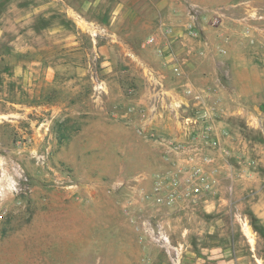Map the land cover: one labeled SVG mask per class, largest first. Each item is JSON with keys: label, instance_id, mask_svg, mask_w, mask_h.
<instances>
[{"label": "rangeland", "instance_id": "rangeland-1", "mask_svg": "<svg viewBox=\"0 0 264 264\" xmlns=\"http://www.w3.org/2000/svg\"><path fill=\"white\" fill-rule=\"evenodd\" d=\"M151 28L182 29L174 52L189 78L219 54L222 106L183 86L187 101L169 111L182 71L163 64L168 40L153 47ZM158 69L161 84L143 75ZM168 116L190 142L174 139ZM217 118L235 147L219 157L230 174L219 183L231 200L240 191L246 220L235 245L245 264H264V0H0V264H172L153 252L164 196L149 188L211 148L203 136ZM172 141L185 146L174 164Z\"/></svg>", "mask_w": 264, "mask_h": 264}, {"label": "crops", "instance_id": "crops-1", "mask_svg": "<svg viewBox=\"0 0 264 264\" xmlns=\"http://www.w3.org/2000/svg\"><path fill=\"white\" fill-rule=\"evenodd\" d=\"M181 30V28H151V31L148 33L150 35L153 32L152 37L155 43L153 47H157L162 43V40H160V36L167 38L168 41L165 44V49H169L170 51H172V53L169 51V55L163 57V64L167 65L169 69L175 66H179L180 70L182 71L181 77L177 78L178 81L172 84H168L167 86L171 85V88L165 91L167 95L166 99L169 100V111L176 110L177 104H179L183 100L187 101V90H184L183 88L185 87L188 89L189 86L193 87L196 92L200 93L199 95L203 98L204 102H206V100L209 101L210 99H215L219 102V105L222 106L224 100L227 98V95H230L226 94V92L223 90L225 86L223 84L222 74H225L226 71L222 70L223 68L221 66L224 65V62L218 59L219 54L215 52L209 58V61L212 62V64L209 65L207 69L209 70L207 72L209 74H207L206 76L200 74L196 79L192 76L194 72H191V78H189V72H187L186 66H184V63L186 62L177 58L174 52L175 44L173 40L177 41V37L180 35ZM143 41L144 40H141L139 42L141 43V46L147 44V41ZM221 47L230 50L232 48V45L221 43L217 46H214L213 49L220 50ZM160 71L163 70L158 69L155 71V73L149 72L147 74L145 72L143 75L151 81L161 84L163 82V72ZM194 80L196 81L193 84ZM208 81H213L214 84L210 86V82ZM165 83L167 84V82ZM175 83L176 85L173 86V84ZM212 87H216L218 89L216 90ZM178 88H181V90L178 91ZM157 96H160L159 92H157ZM167 119H169V121L166 120L169 124L166 123V126L168 128H171V131H173L174 139L183 143L190 142L189 138L185 137L186 134L181 132V130L179 129L177 122L174 119H171L170 116H168ZM121 121L118 122L121 123ZM157 121L158 123L164 122V120H159V118L155 116L152 117V120H150L149 123H152L153 126L155 125L156 127H159V124H155L157 123ZM122 123L120 125L118 124L119 127H125V124H127V122L125 121H122ZM212 124L213 128L216 131L215 133H212V138L210 137V139L217 140L220 149L209 147L210 149L202 148L203 151H201L202 154H208L209 156L210 154L213 155V157L211 158V163L206 164V166H209L208 169H210L211 171L217 169L216 174L218 175L217 180L219 182L221 181V179L223 180L226 175L230 176V174L225 173L226 171L224 170V166L220 165L219 157H222V153L226 149V147H232L228 143V140L233 139V137L231 135H224L227 133L225 132L226 124L219 118L213 120ZM238 138L239 137L237 136L236 139ZM241 141L246 142L242 138ZM238 142H240V139H238ZM241 152L248 155V151L244 150V148ZM168 156L170 157V160L173 161V164L175 160L177 162H180L179 154L170 152ZM166 164L168 163L166 162ZM170 169H172V167L167 170L169 171ZM245 174L246 172L244 174H241V176H245ZM145 176L146 179H148L147 175ZM149 177L150 181L152 182L153 178H151V176ZM150 181L149 183H151ZM149 189V193H151L152 190L151 188ZM226 191V188L223 189V187L219 183L218 194H220V197L218 198L220 199L217 200L209 199L211 196L206 195L203 196L199 201L194 203H191L188 200H179L173 205L167 206L165 203H161L162 205L157 203L155 205L156 202H153L154 208L164 210L160 217H158V219L161 220L157 222L162 223L161 225L165 227V233L161 234L162 240H160L161 238H157L155 251L153 252L160 253V250L165 251L164 253H167V257L172 262V264H245V262L243 261V256L239 253V250L235 245L234 234L232 232V227L236 225V223L240 224V232L247 239L244 227V224H246V220L244 219L243 215L239 213V211H234L240 209L242 205L241 198L239 197L240 191L235 186L229 188L232 197L237 196L236 200H231L224 197V194H227ZM158 215L159 213L156 214V216ZM161 225L160 227L162 228ZM163 239H165V241ZM157 246L161 247L162 249H158Z\"/></svg>", "mask_w": 264, "mask_h": 264}, {"label": "built area", "instance_id": "built-area-1", "mask_svg": "<svg viewBox=\"0 0 264 264\" xmlns=\"http://www.w3.org/2000/svg\"><path fill=\"white\" fill-rule=\"evenodd\" d=\"M192 36H198L196 30L191 31ZM177 72L178 69L175 68ZM187 90V93H190ZM205 115V114H204ZM198 120L185 118L184 124H197ZM204 144L211 148H219L217 140L210 139L207 135L203 136ZM167 150L178 154L183 152L185 146L168 142ZM182 149V150H181ZM198 151V150H197ZM228 154V152L223 151ZM211 157L198 152L190 154L184 162L178 163L176 168L164 174H157L154 178L152 196L156 201L161 199L167 206L173 205L179 200H188L191 203L199 201L203 196H214L218 193L219 182L215 178L213 171L206 168V164L211 163ZM161 236V235H160ZM165 241V239H163Z\"/></svg>", "mask_w": 264, "mask_h": 264}]
</instances>
